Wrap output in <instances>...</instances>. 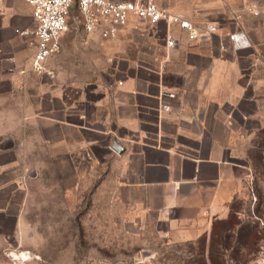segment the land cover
Instances as JSON below:
<instances>
[{
    "label": "crops",
    "instance_id": "1",
    "mask_svg": "<svg viewBox=\"0 0 264 264\" xmlns=\"http://www.w3.org/2000/svg\"><path fill=\"white\" fill-rule=\"evenodd\" d=\"M155 1L196 24L232 11V0ZM35 29L26 0L0 1V217L25 201L27 151L34 161H48L53 176L82 177L105 166L114 197L151 218L168 239L208 236L216 220L228 218L252 176L241 145L249 135V104L257 110L259 96L248 90L245 57L226 27L191 41L165 22L132 18L114 39L81 25L62 37V52L42 75L31 66ZM79 49L81 63L105 57L111 71L92 66L89 82L81 75L74 84ZM59 55L64 88L53 79L44 85L46 76L55 77L57 60L52 69L49 62ZM116 142L122 154L112 149Z\"/></svg>",
    "mask_w": 264,
    "mask_h": 264
},
{
    "label": "rangeland",
    "instance_id": "2",
    "mask_svg": "<svg viewBox=\"0 0 264 264\" xmlns=\"http://www.w3.org/2000/svg\"><path fill=\"white\" fill-rule=\"evenodd\" d=\"M229 4L232 11L217 15L218 22L197 23L213 25L212 36L224 27L228 37L240 31L247 35L249 46L240 55L247 64L248 90L259 96L257 110L249 104V135L241 145L252 176L228 218L216 220L208 236L191 241L168 239L151 218L114 197L112 175L105 174V166L82 177L53 176L48 161L32 159V152L26 151L31 149L28 144L24 161L30 171L28 192L21 207L11 209L7 218L0 217V264H201L213 241L210 264H264V167L258 162V147L264 142V0H232ZM70 24V33L81 28L77 12L72 13ZM111 51L105 48L106 53ZM80 55L81 49L73 64L79 76L74 84H81V75L84 83L89 82L86 77L92 66L111 71L107 58L90 65L87 60L81 63ZM55 60V77L46 76L43 83L53 79L64 88L65 63L59 55L50 60L49 68Z\"/></svg>",
    "mask_w": 264,
    "mask_h": 264
},
{
    "label": "built area",
    "instance_id": "3",
    "mask_svg": "<svg viewBox=\"0 0 264 264\" xmlns=\"http://www.w3.org/2000/svg\"><path fill=\"white\" fill-rule=\"evenodd\" d=\"M1 1V0H0ZM32 8L36 21V52L32 59V70L38 74L48 73V61L62 52V37L70 30V16L76 7L88 34H98L103 39L118 37L122 29L133 18L150 25L165 22L167 25H179L185 30L191 41L209 39L215 33L213 25H199L182 15L173 14L160 7L155 0H134L116 2L112 0H26ZM229 39L238 49L249 46L244 32L231 34ZM171 36L167 46L174 47ZM164 110L169 107L164 106Z\"/></svg>",
    "mask_w": 264,
    "mask_h": 264
},
{
    "label": "trees",
    "instance_id": "4",
    "mask_svg": "<svg viewBox=\"0 0 264 264\" xmlns=\"http://www.w3.org/2000/svg\"><path fill=\"white\" fill-rule=\"evenodd\" d=\"M259 150V156H258V162L261 164L262 167H264V142L260 143V146L258 147ZM215 246V242L213 241L212 244L210 245V251L208 253V257L205 258V256L203 257L204 259L201 260V264H210L213 263V256H212V252H213V248Z\"/></svg>",
    "mask_w": 264,
    "mask_h": 264
},
{
    "label": "water",
    "instance_id": "5",
    "mask_svg": "<svg viewBox=\"0 0 264 264\" xmlns=\"http://www.w3.org/2000/svg\"><path fill=\"white\" fill-rule=\"evenodd\" d=\"M112 149L118 154H122L124 152V148H122L121 144L117 142L112 146Z\"/></svg>",
    "mask_w": 264,
    "mask_h": 264
}]
</instances>
